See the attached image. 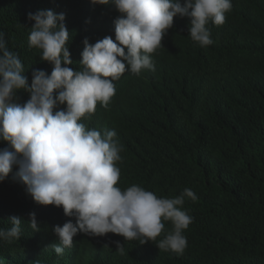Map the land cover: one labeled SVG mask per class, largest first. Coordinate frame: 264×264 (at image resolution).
<instances>
[{"label": "trees", "instance_id": "obj_1", "mask_svg": "<svg viewBox=\"0 0 264 264\" xmlns=\"http://www.w3.org/2000/svg\"><path fill=\"white\" fill-rule=\"evenodd\" d=\"M183 4V0H181ZM225 23H209L213 43L200 47L189 34L190 18L176 16L162 46L151 54L155 71H125L114 81L107 108L81 122L103 133L115 130L122 160L118 186L133 184L158 197H175L185 188L183 208L193 220L184 231L182 254L159 250L151 241H125L108 233H78L57 255L52 228L75 217L62 207L39 205L13 180L0 182V228L22 218L21 238L0 239V264H264V0H231ZM51 9L65 14L69 31V67L80 70L83 40L115 39L111 5L90 0H0V33L21 59L29 85L32 71L51 74L41 51L29 47L34 21L29 13ZM18 102L30 96L17 93ZM66 105H58V109ZM0 141V148L8 147ZM35 213L38 231L28 222ZM162 239L172 225L165 221ZM116 241L123 245L117 250Z\"/></svg>", "mask_w": 264, "mask_h": 264}, {"label": "clouds", "instance_id": "obj_2", "mask_svg": "<svg viewBox=\"0 0 264 264\" xmlns=\"http://www.w3.org/2000/svg\"><path fill=\"white\" fill-rule=\"evenodd\" d=\"M92 5H111L120 14L113 21L115 39L106 36L94 44L83 40L80 70L69 65L70 33L65 14L51 9L29 13V47L41 51L40 60L50 63L51 74L32 71L29 85L18 54L10 51L0 33V182L15 167L13 180L39 205L62 207L64 215L75 217L52 231L59 244L57 255L70 248L78 233L104 236L108 233L140 244L153 242L159 250L182 254L187 247L184 231L193 218L183 208L185 199H197L185 188L175 197H158L133 184L118 186L123 146L115 130L88 128L81 122L96 111L97 103L107 108L115 94L114 81L125 71L140 75L155 71L153 53L173 27L176 16L190 18L189 36L204 48L213 43L209 23L222 25L232 9L231 0H90ZM23 90L30 98L18 102ZM58 105H66L57 110ZM29 223L38 231L36 214ZM11 227L0 228V239L21 238L22 218L8 219ZM165 221L172 228L162 239ZM117 250L123 245L116 241Z\"/></svg>", "mask_w": 264, "mask_h": 264}]
</instances>
